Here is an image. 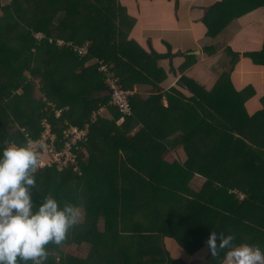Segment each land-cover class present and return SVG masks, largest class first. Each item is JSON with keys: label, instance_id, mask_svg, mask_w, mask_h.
<instances>
[{"label": "trees", "instance_id": "16d2710c", "mask_svg": "<svg viewBox=\"0 0 264 264\" xmlns=\"http://www.w3.org/2000/svg\"><path fill=\"white\" fill-rule=\"evenodd\" d=\"M218 6L239 17L264 7V0ZM0 10V146L40 138L46 122L57 134V148L66 127L88 131L75 148L81 174L56 166L34 173L36 205L52 195L61 206L85 211L61 244L47 245L44 264L173 263L165 238L192 255L207 249L204 264H221L225 250L213 256L205 243L211 231L264 248V96L262 107L250 112L246 102L254 89L233 87L240 53L226 48L230 66L212 89L186 81L193 96L174 88L163 106L162 94L133 93L132 80L117 67L119 51L133 50L121 46L116 0H12L3 6L0 0ZM244 56L264 65V47ZM106 64L132 92L130 115L110 103L108 75L100 70ZM136 73L139 81L143 76ZM104 106L111 118L100 113ZM134 123L143 125L141 133H130ZM180 145L186 161L166 162L162 154ZM196 172L205 177L199 192L188 185ZM72 244L85 245L87 257L64 254Z\"/></svg>", "mask_w": 264, "mask_h": 264}, {"label": "crops", "instance_id": "0c3cea01", "mask_svg": "<svg viewBox=\"0 0 264 264\" xmlns=\"http://www.w3.org/2000/svg\"><path fill=\"white\" fill-rule=\"evenodd\" d=\"M116 1L119 20L115 28L120 33V39H125L121 46L126 48L128 45L133 50L119 51L121 59L117 67L132 80L133 93L146 98L162 94L161 103L168 106L165 94L174 88L187 98L193 96L186 87V81L189 85L198 83L208 91L213 88L218 75L230 66L231 59L225 54L227 47L240 53V59L231 73L232 84L237 91L243 90V86L249 83L248 79L254 78L253 75L264 72V66L256 65L251 58L244 56L248 52H259L264 47V7L254 8L239 17H230L224 13L229 6H218L223 0ZM211 47L216 48L215 53L207 51ZM126 62L127 66L124 65ZM137 70L143 76L139 81H135ZM246 106L248 111L254 112L262 104L252 97ZM104 109L106 106L100 110ZM105 116L111 118L112 114L110 112ZM123 121L118 119L117 123ZM142 126L141 123H134L130 133H141ZM179 133L176 130L168 138H175ZM164 245L174 260L165 264H204L206 260V257L199 256L204 249L189 254L172 238H165ZM221 264H227V261Z\"/></svg>", "mask_w": 264, "mask_h": 264}, {"label": "clouds", "instance_id": "9594fccd", "mask_svg": "<svg viewBox=\"0 0 264 264\" xmlns=\"http://www.w3.org/2000/svg\"><path fill=\"white\" fill-rule=\"evenodd\" d=\"M33 141L0 146V264H44L47 245L61 244L69 229L81 222L78 205L47 195L39 205L33 192L39 152ZM233 233L211 231L206 245L211 255L225 250L227 264H264V248L235 244Z\"/></svg>", "mask_w": 264, "mask_h": 264}, {"label": "built area", "instance_id": "2783aa9c", "mask_svg": "<svg viewBox=\"0 0 264 264\" xmlns=\"http://www.w3.org/2000/svg\"><path fill=\"white\" fill-rule=\"evenodd\" d=\"M100 70L108 75L106 82L111 90L110 103L117 106L124 114L130 115L132 110L129 102V95H132V92L123 89L120 78L108 72L107 64L102 66ZM123 118L124 117H122V119ZM63 132L64 143L61 148L56 147L57 134L52 131V127L48 122L45 124L41 137L32 140L34 142L33 147L39 152L40 163L38 168L56 166L59 170H64L67 167H72L74 171L81 174L82 170L79 165L78 152L75 148H79V141H86L88 139V131L86 128L70 125L66 127ZM44 154H47V157H44Z\"/></svg>", "mask_w": 264, "mask_h": 264}, {"label": "rangeland", "instance_id": "374dc122", "mask_svg": "<svg viewBox=\"0 0 264 264\" xmlns=\"http://www.w3.org/2000/svg\"><path fill=\"white\" fill-rule=\"evenodd\" d=\"M10 2H12V0H2V6L3 5H7L9 4ZM224 13L228 14L230 17L233 16V13H229L228 10H224ZM2 15V11L0 10V16ZM233 49V48H232ZM234 51V49H233ZM225 54L227 56H229L228 52L226 51ZM264 66V65H263ZM261 76V77H260ZM253 79L249 78V83L248 84H245V86H243V89H249V88H253L254 91H255V94L253 95V98L255 97V99L257 100V102H261V98L264 96V72L262 73H259L257 76L256 74L253 75ZM241 84V80L239 82ZM39 87H37V95L39 96L40 93H39ZM258 104V103H257ZM252 105V103L250 104ZM111 111L109 110L108 107H106V109H104V111H101L100 110V113L103 114V115H107L108 113H110ZM170 153H163L162 156H163V159L168 162V163H176V162H179L181 164H183L186 159H187V153L185 151V149L183 148L182 145H180V147L177 149V150H169ZM87 155V153H85ZM44 157H47V154H44ZM87 157V156H86ZM205 181V177H203L202 175H199L197 172L194 173L191 178L189 179L188 181V185H190V187L194 188L195 190H200L203 183ZM81 209V212H82V219L81 221L84 220V215H85V211H84V208L83 207H80ZM100 228H103V221L101 219L100 221ZM82 249V250H81ZM89 249L85 246V245H82L80 246V248H78L77 245L75 244H72V245H69V246H66L64 249H63V253L64 254H75L77 256H80L81 258H85L87 257V253H88ZM207 252L208 250L207 249H204L202 251V255H199L201 257H206L207 255ZM57 254V253H55ZM172 255L175 257L177 255H175V253H172Z\"/></svg>", "mask_w": 264, "mask_h": 264}]
</instances>
